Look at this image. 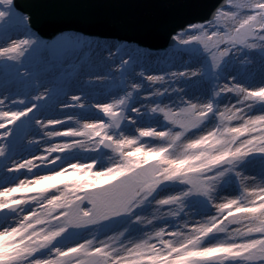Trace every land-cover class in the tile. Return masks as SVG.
<instances>
[{
  "label": "snow or ice",
  "instance_id": "snow-or-ice-1",
  "mask_svg": "<svg viewBox=\"0 0 264 264\" xmlns=\"http://www.w3.org/2000/svg\"><path fill=\"white\" fill-rule=\"evenodd\" d=\"M42 25L0 0L3 264H264V0L175 31L163 74L139 42Z\"/></svg>",
  "mask_w": 264,
  "mask_h": 264
},
{
  "label": "water",
  "instance_id": "water-1",
  "mask_svg": "<svg viewBox=\"0 0 264 264\" xmlns=\"http://www.w3.org/2000/svg\"><path fill=\"white\" fill-rule=\"evenodd\" d=\"M221 1L18 0L17 3L40 16L46 34L56 30L76 32L74 29H79L90 33L138 38L156 44L189 23L203 21ZM67 26L71 28H64ZM127 41L138 42L132 39ZM168 42L171 43L170 37Z\"/></svg>",
  "mask_w": 264,
  "mask_h": 264
},
{
  "label": "rangeland",
  "instance_id": "rangeland-1",
  "mask_svg": "<svg viewBox=\"0 0 264 264\" xmlns=\"http://www.w3.org/2000/svg\"><path fill=\"white\" fill-rule=\"evenodd\" d=\"M64 34H65V37L68 38V39H72V40L79 39V40H81V41H83L85 43H92V41L95 40V39L89 40V38H86L85 36H82L79 33H72V34L64 33ZM260 35H264V33H257L255 36H253L252 38H250L248 40V43L255 44L257 46V49H264V39H260L259 38ZM100 39H102V40L103 39H110L111 41L116 42L113 38H110V37H108V38H100ZM167 53H168V49L163 50V52H160V54H157L159 56L154 55L152 53V57H151L150 61L151 62L153 61L155 63L156 69L154 71L152 69V67L150 69L148 68V72L163 74V73L169 71L168 70L169 69L168 67H166L164 70H162L161 69L162 66L161 65H160V67L158 66V64L160 63L158 60L159 59L165 60V58L167 56ZM237 56H239L240 58H239L238 61H235V63L237 64L238 70L242 72L241 68H242V64L244 62L256 61L258 63L259 58H260V52L259 51H250L248 53V55H245V56H240V54L237 53ZM172 86L176 87V85H172ZM160 90H162V89H160ZM224 100H225V102H224L225 103V106H231L233 103H235V101H233V100H231L229 98H225ZM219 107L222 110L223 107H224V105L221 104ZM238 115H239V113H238ZM217 123H218V121H217ZM72 124H73V128L74 129H79L82 126V122L80 120H78V119H74L72 121ZM81 139L84 141V144L85 145H90L91 142L88 141V139L86 137H82ZM51 145H52V141L50 140V138L44 137V138L41 139L40 147L42 149H45L46 150L47 148L51 147ZM179 150H181V149H178V151ZM105 151H107V150H105ZM86 152H87V149L86 148H82V147H79V146L74 147L72 149V153L73 154L83 155ZM109 155H111V153H109ZM7 159H8L7 156H5L3 158H0V166H3L4 163H5V161ZM78 175H83V170H81L78 173ZM89 179H94V177H92V174L91 173H89V177L86 178L85 181H81V183L88 182ZM13 195H20V194L14 193ZM251 222L252 221L245 220V221H242V224H248V223H251ZM145 238H147V237H145ZM183 238H184V234L182 233L180 239H183ZM12 242L18 243L19 240H18V238H14ZM6 246L7 245H6V243L4 241H0V264H3V256H2V253H3L4 247H6ZM222 255L223 254L218 255L216 257V259L217 260H220L222 258Z\"/></svg>",
  "mask_w": 264,
  "mask_h": 264
},
{
  "label": "bare ground",
  "instance_id": "bare-ground-1",
  "mask_svg": "<svg viewBox=\"0 0 264 264\" xmlns=\"http://www.w3.org/2000/svg\"><path fill=\"white\" fill-rule=\"evenodd\" d=\"M211 19V15L210 16H208V17H206V18H203V21H199V22H193L192 24H200V23H205V21H207V20H210ZM182 28H184V27H182ZM179 29H181V28H179ZM178 29V30H179ZM57 31V30H56ZM55 32V31H54ZM63 32L64 33H69V34H72V33H76V32H72V31H64L63 30ZM175 32H172V34H174ZM82 34H84L85 35V33H82ZM87 36H89L90 37V35H87ZM89 37H86V38H89ZM94 38V37H93ZM115 39H117V38H115ZM103 40H107V41H110V42H113L114 43V41H111L110 39H103ZM120 40H127L126 38H124V39H122V38H120ZM95 43H96V40H93L92 41V44L93 45H95ZM141 46V45H140ZM169 46V45H168ZM150 48H149V50L151 51V53H153L154 55H157V54H160V53H158L156 50L158 49V47L157 46H149ZM157 56H159V55H157ZM160 63L158 64V66L160 67V65L162 66V70H164L166 67H168L167 66V64L164 62L165 60H163V59H159L158 60ZM248 64H249V62H244L243 64H242V68H241V70H242V72H245V71H248L249 70V68H248ZM152 65V66H151ZM152 67V69L155 71V69H156V65H155V63L152 61H149L148 63H146L145 65H144V69H145V71H148V68L150 69ZM254 67H258V63L256 64V65H254ZM169 70V69H168ZM171 83V81H169V80H165L164 82H162L160 85H159V87H160V89H162L161 91H163L164 90V88H166V87H169V84ZM176 86H178V85H176ZM174 87V86H173ZM171 91V88H169V92ZM225 100L223 101V105L225 106Z\"/></svg>",
  "mask_w": 264,
  "mask_h": 264
}]
</instances>
